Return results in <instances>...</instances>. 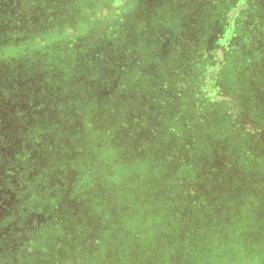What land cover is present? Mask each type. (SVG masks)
<instances>
[{"label":"trees","instance_id":"16d2710c","mask_svg":"<svg viewBox=\"0 0 264 264\" xmlns=\"http://www.w3.org/2000/svg\"><path fill=\"white\" fill-rule=\"evenodd\" d=\"M0 264H264V0H0Z\"/></svg>","mask_w":264,"mask_h":264}]
</instances>
